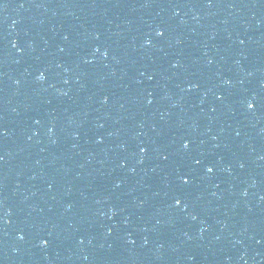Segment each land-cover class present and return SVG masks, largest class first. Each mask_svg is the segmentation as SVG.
<instances>
[{
  "label": "water",
  "instance_id": "obj_1",
  "mask_svg": "<svg viewBox=\"0 0 264 264\" xmlns=\"http://www.w3.org/2000/svg\"><path fill=\"white\" fill-rule=\"evenodd\" d=\"M143 10L0 0V264H185Z\"/></svg>",
  "mask_w": 264,
  "mask_h": 264
},
{
  "label": "snow or ice",
  "instance_id": "obj_2",
  "mask_svg": "<svg viewBox=\"0 0 264 264\" xmlns=\"http://www.w3.org/2000/svg\"><path fill=\"white\" fill-rule=\"evenodd\" d=\"M41 79H43V74H41ZM249 108H252L254 105L252 102H249L248 105H247ZM185 147H187V144H185ZM141 151H146V149H141ZM208 172H212L213 169L211 167H209L207 169ZM183 180L185 183H187L189 181V178L187 176L183 177ZM177 205H179L181 203V200L177 199L176 202H175ZM43 243H47V241H43Z\"/></svg>",
  "mask_w": 264,
  "mask_h": 264
}]
</instances>
